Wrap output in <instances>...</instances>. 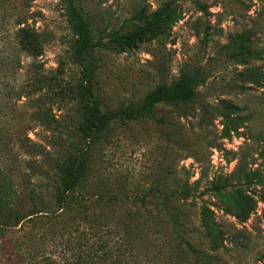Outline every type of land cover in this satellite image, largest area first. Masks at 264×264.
<instances>
[{
  "label": "rangeland",
  "instance_id": "rangeland-1",
  "mask_svg": "<svg viewBox=\"0 0 264 264\" xmlns=\"http://www.w3.org/2000/svg\"><path fill=\"white\" fill-rule=\"evenodd\" d=\"M162 1L81 3L92 14L96 40L125 24L135 8L144 6L151 11ZM174 1L181 18L160 43L149 40L115 53L110 37H103V44L89 56L97 97L104 109L117 110L138 104L145 93L162 81L176 79L183 68L204 67L208 78L186 103L157 104L138 117L114 118L91 145L89 185H81L77 191L117 192L121 196L112 203L107 214L113 216L112 223L105 229L112 240V264H264V185L250 187L255 207L247 217L228 214L223 201L209 190L211 183H224L226 178L231 184L228 189L239 187L245 168L259 166L264 176V87L236 97L234 66L219 53L228 36L243 29L253 31L257 44L264 47V0ZM3 2L0 39H10L13 22L21 14L29 26L46 34L40 59L44 68L55 69L62 61L64 77L73 79L77 68L69 55L72 34L65 17V0ZM15 3L20 6L13 8ZM107 22L110 25L101 31ZM149 50H155L156 56ZM22 60L26 66L31 59L23 56ZM260 64L264 66V61ZM220 98L239 104L244 101L243 116L247 117L238 120L239 132H227L224 119L214 109ZM54 109L60 117L71 106L65 103ZM5 119L16 124L11 115ZM29 136L55 151L48 143L53 134L41 126H35ZM28 160L29 164L22 161L21 170L32 175V180L41 178L42 168H49V161L42 156H28ZM185 181L195 188L194 208L178 203L171 193L176 183ZM206 189L209 191L204 193ZM200 204L213 210L222 231L223 244L217 249L211 248L200 225ZM63 249L61 243H52L46 252L61 255ZM96 260L95 264H104L103 259Z\"/></svg>",
  "mask_w": 264,
  "mask_h": 264
},
{
  "label": "trees",
  "instance_id": "trees-1",
  "mask_svg": "<svg viewBox=\"0 0 264 264\" xmlns=\"http://www.w3.org/2000/svg\"><path fill=\"white\" fill-rule=\"evenodd\" d=\"M14 5L13 8L20 6ZM198 5L206 10L203 4ZM2 8L5 5L0 0ZM178 8L174 0H164L151 11L144 6L135 8L125 24L105 34L110 37L113 52L137 48L149 40L160 43L181 18ZM64 10L72 34L69 55L77 68L73 79L64 77L62 61L55 69L44 68L40 59L46 34L29 26L21 14L13 22L10 39H0V264H95L97 257L104 264L114 263L112 240L105 229L112 223L113 216H107L112 203L120 201L121 196L117 192L77 191L81 185H89L86 180L91 145L118 116L134 118L157 104L188 102L209 75L204 67H186L171 82L162 81L154 86L138 104L104 109L95 92V72L89 56L103 44L105 36L95 40L92 14L82 8L81 0H65ZM109 25L107 22L101 31ZM255 37L248 29L235 32L219 52L234 66L236 97L264 87V66L260 64L264 61V47L257 44ZM149 51L156 56L155 50ZM23 56L31 59L26 66ZM243 102L220 98L213 104L224 119L227 132H239L238 120L247 117L243 116ZM65 103L70 104V111L56 116L54 108L61 109ZM8 115L16 119L15 125L5 119ZM35 126L53 134L48 143L54 152L29 136ZM32 155L49 161V168H42L41 178L36 180L21 170L22 161L29 164L28 156ZM15 170L20 179H16ZM242 176L239 187L228 189L231 184L226 178L224 183H211L209 190L223 201L228 214L247 217L255 207L252 190L248 191L250 187L263 186L264 176L259 166L245 168ZM176 184L171 192L175 200L196 207L192 203L194 186L187 181ZM197 208L211 248H219L223 236L213 210L206 204ZM52 243H61V255L46 252L47 245Z\"/></svg>",
  "mask_w": 264,
  "mask_h": 264
}]
</instances>
